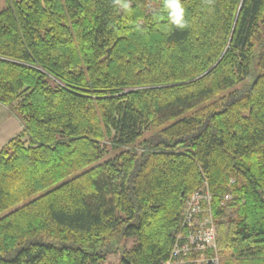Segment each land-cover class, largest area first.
<instances>
[{
  "label": "trees",
  "instance_id": "16d2710c",
  "mask_svg": "<svg viewBox=\"0 0 264 264\" xmlns=\"http://www.w3.org/2000/svg\"><path fill=\"white\" fill-rule=\"evenodd\" d=\"M130 3L0 12V103L24 125L0 149V264H102L117 236L125 264H164L206 186L220 254L246 255L226 264H264V0H183V29Z\"/></svg>",
  "mask_w": 264,
  "mask_h": 264
},
{
  "label": "built area",
  "instance_id": "2783aa9c",
  "mask_svg": "<svg viewBox=\"0 0 264 264\" xmlns=\"http://www.w3.org/2000/svg\"><path fill=\"white\" fill-rule=\"evenodd\" d=\"M212 199L207 186L188 197L182 210V227L177 231L171 256L164 264H221Z\"/></svg>",
  "mask_w": 264,
  "mask_h": 264
},
{
  "label": "rangeland",
  "instance_id": "374dc122",
  "mask_svg": "<svg viewBox=\"0 0 264 264\" xmlns=\"http://www.w3.org/2000/svg\"><path fill=\"white\" fill-rule=\"evenodd\" d=\"M7 7H8V0H0V12ZM8 122H9L8 125L10 127H12V131L8 132V131L3 130L2 132H0V149L3 148L5 146V143H7L9 141V140H7L9 138H7V137H13V136L21 133V131L24 130V128L21 126V122L16 117H14L13 119H10ZM148 135H149V133L146 136H148ZM106 143L109 146L111 145V142L109 139L106 140ZM138 149H142V148L138 147ZM111 154L114 155L115 151H111L109 156H111ZM104 160H106V158L101 160V162H103ZM119 238L120 237L117 236V238H115L113 240V242L111 243V245L107 249L108 252L106 253V258L102 264H125L123 262V250L126 247L133 246L136 243V241L133 238H129V239L128 238H124V239L120 238L119 239ZM217 240H218V238H217ZM217 249L219 252V256L221 258V264L222 263L226 264V262L230 259L236 260L237 258H239V256H241V257L246 256V255L245 256L239 255V253L235 250L234 251H228L225 253V256H222L220 254V251H219L218 241H217ZM211 253L214 254L213 252H211ZM250 258H252V257H250Z\"/></svg>",
  "mask_w": 264,
  "mask_h": 264
},
{
  "label": "clouds",
  "instance_id": "9594fccd",
  "mask_svg": "<svg viewBox=\"0 0 264 264\" xmlns=\"http://www.w3.org/2000/svg\"><path fill=\"white\" fill-rule=\"evenodd\" d=\"M113 5L125 15L133 14L130 0H113ZM163 9L166 11L168 22L171 25L177 29L185 28L187 21L183 0H163Z\"/></svg>",
  "mask_w": 264,
  "mask_h": 264
},
{
  "label": "crops",
  "instance_id": "0c3cea01",
  "mask_svg": "<svg viewBox=\"0 0 264 264\" xmlns=\"http://www.w3.org/2000/svg\"><path fill=\"white\" fill-rule=\"evenodd\" d=\"M14 117H16L21 122V126L24 128L22 120L8 106H5L2 103H0V132H2L3 130L8 131V132L12 131V127H10L8 125V123H9L8 121L10 119H13ZM19 134H17V135H19ZM17 135H15V136H17ZM15 136H13V137H15ZM13 137H7V138H9L7 140L12 139ZM7 143H5V145Z\"/></svg>",
  "mask_w": 264,
  "mask_h": 264
}]
</instances>
